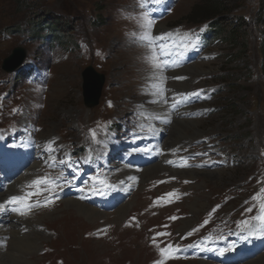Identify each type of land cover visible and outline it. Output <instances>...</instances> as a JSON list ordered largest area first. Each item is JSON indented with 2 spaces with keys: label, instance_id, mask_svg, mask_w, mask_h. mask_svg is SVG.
<instances>
[{
  "label": "rangeland",
  "instance_id": "374dc122",
  "mask_svg": "<svg viewBox=\"0 0 264 264\" xmlns=\"http://www.w3.org/2000/svg\"><path fill=\"white\" fill-rule=\"evenodd\" d=\"M170 1L173 13L153 25V36L171 33V39L176 40L180 30L201 26L197 24L201 16L190 18L200 0ZM140 3L141 0H0V129H21L32 139L31 158L23 166L27 169L22 174L24 179L16 180L17 185L6 190V185L0 188L1 199L22 195L46 167L57 172L62 163L48 166L50 151L53 154L78 149L85 141L101 148L102 139L105 144H111L110 151L114 150L110 141L124 149L128 144L125 142L130 141L129 133L138 126V132L144 134L131 140L129 147H137L140 155L155 145L154 153L159 158L165 156L162 145L174 127L166 126L164 136L159 130L151 129L153 120L136 113L151 105L150 93L158 96L156 102L160 106L161 101H166L168 111L183 120V125L200 122L199 133L177 142L163 166L158 165L147 175L138 177L132 194L117 211L103 212L100 215L103 218L91 221L77 209L80 202L63 197L56 205L31 212L49 223L67 215L60 221L63 236H57L58 228L43 224L39 229L46 239L43 238V244L33 256L25 255L17 244L23 240L14 234L17 227L10 226L5 231L7 237L3 238L6 244L5 253L0 251L2 258H9L16 250L30 264H156L163 259L160 250L167 245H178L183 252L185 246L193 247L206 238L212 228L219 232L223 227L236 239L245 234L237 227L238 222L257 214L259 201L253 197L264 189V0H248L234 14L235 19L242 15L252 21L249 31L243 28L236 32V45L223 39L214 40L208 49L196 45L193 49L196 55L188 60L165 59L168 65L162 73L165 77L162 92L153 87L159 83L156 77L160 71L149 63L152 49L140 39L145 32ZM163 12L162 7L157 8L159 15ZM35 15L37 19H52L51 22L64 17L71 20L62 21L56 28L62 41L55 44V55L49 51V43L27 41ZM244 38L249 45L246 52L241 46L245 45ZM78 39H85L90 54L85 55V49L78 50L75 43ZM162 41H156V51ZM18 46L26 50V62L37 63L50 79L45 81L43 76L34 81L25 77L14 80L5 72V60ZM197 65L202 66V73L193 71ZM89 66L105 76L101 99L92 109L85 106L83 97L82 73ZM197 91L204 93L198 97L187 95ZM205 94L208 96L204 98ZM162 122V118L157 121L159 125ZM113 123L114 131H103ZM89 131L95 132V139ZM114 154L110 165L113 175L109 173V177L120 186V181L122 184L124 178L125 181L130 178L125 167H136L122 165L123 154L115 151ZM13 155L16 161V154ZM6 159V154L1 153L0 166ZM157 163L159 159L144 168ZM217 171L224 173L223 181L205 182L207 174ZM168 193L175 196L169 197ZM249 208L253 209L251 213L247 211ZM197 228L199 231L193 232ZM165 233L170 235H161ZM257 236L264 239V233L258 232ZM225 240L227 245H233L226 235L214 241L216 249L210 253L218 258L216 261L205 257L209 254L205 241L202 260L175 254L176 258L167 259L165 264H223V256L218 253ZM258 253L255 259L259 257L264 262V249ZM7 260L6 264H12ZM242 261L239 263L246 262Z\"/></svg>",
  "mask_w": 264,
  "mask_h": 264
},
{
  "label": "bare ground",
  "instance_id": "6f19581e",
  "mask_svg": "<svg viewBox=\"0 0 264 264\" xmlns=\"http://www.w3.org/2000/svg\"><path fill=\"white\" fill-rule=\"evenodd\" d=\"M193 71L196 72V73H202L203 72L202 66H200V65L194 66ZM178 74H179V72H178ZM144 82H146V81H144ZM174 84H177V82L174 83ZM150 95L152 96V99H150L148 101H151L150 102L151 105L149 107H145L143 112L137 111L136 113L139 114L142 117L143 116H148L147 119H150V121L153 120V125L151 126V129L152 130H159L160 132L163 133L164 136L166 135V132H167V127L166 126H172V127H174V130L171 132V135H170V137H168V140L164 141L165 144L162 145V149L164 151V155L165 156L159 158V164L157 163V164L152 165L151 167L144 168V169L143 168L139 169V168H127V167H125L126 171L128 173H130V175H129L130 178H129L128 181H125V178H124V180L122 181V184H121V181L119 182L120 183L119 187H121L119 193H121V194H125L126 191H124V190L127 189L129 186H133L134 183L138 184V177L139 176L147 175L148 171H150L152 169H155V167L158 166V165L163 166L164 162L166 160V156H168L169 154H173L174 148L178 145L177 142H179L182 139L188 138L189 135H196V134L199 133L197 125L200 122H190L189 124L183 125L182 124L183 120H180V118H177L176 117L177 115L172 116V114L168 111V109H167L168 107L166 106V101H163V102L161 101L162 104L160 106L159 103L156 102V99L158 98V96L152 95L151 93H150ZM129 105L132 106L131 104H129ZM130 106H129V108H130ZM160 118H162L164 120V122H162V125H159L157 123V121L160 120ZM169 120H170V122H167ZM119 146H120L119 144H116V145L114 144L113 145V149H114L113 152L121 150V148ZM223 174L224 173L222 171H217V172L211 173L209 175L207 174V178H205V182L206 181H210V182H214L216 184L218 182L220 183L221 181H223ZM112 175L113 174H111V177H112ZM150 177L152 179H154L153 175L150 176ZM154 177H156V176H154ZM22 179H24V178H22ZM152 179H149V180H152ZM14 185H17V183H14ZM3 186H5V184L3 183V181L0 178V188H2ZM132 192L130 191L129 194H132ZM5 201H7L6 197H4V199H1V197H0V203H4ZM76 205H77V209L79 210V212L82 213L83 215H85L88 220H91V221L96 220V221H98L100 218H103V217H101L103 214L102 213L101 214L97 213L98 214L97 215L96 214L97 210L95 208H93L92 206H88L87 207V206H84L83 204H80V203L76 204ZM122 206L123 205H120L117 209H119ZM117 209H116V211H117ZM106 215H104V216H106ZM65 216H67V215H65ZM65 216L61 217V220ZM108 216H109V214H108ZM110 216H112L111 213H110ZM30 219H32V222L30 221ZM60 221L54 222V223H49L46 220L41 221V220L37 219L36 217H34L32 215V213H29L26 216H20L18 214H12L8 210H0V251L3 254L5 253L4 246H3L4 243H5L4 242L5 240L3 241V238L5 239L7 237V234L5 233V231L8 228H10V226H15V227H17V231L14 234L18 235L20 237V239L23 240L21 242L17 241L18 246L21 247V254H25V255L35 254V252L41 246V243L46 239V235L43 232L40 231L39 227L42 226L43 224L45 226H47V227H52V225H53V227L58 228L56 231H57V233L59 235H57V236L58 237H62L63 235L61 233ZM9 238H10V235H9ZM14 238L15 237H13V239ZM43 238H44V240H43ZM9 243L11 244L10 239L8 241V244ZM15 246H16V244H15ZM1 252H0V264H6L7 263L6 262L7 259H10L12 264H30V263H27V261L24 260L25 258L20 257L18 251H16V250L9 254V258L6 257V256L4 258H2L3 254ZM19 259H20V261H19ZM203 264H205V263H203ZM249 264H264V262H263L262 259H259V257H258L257 259L250 261Z\"/></svg>",
  "mask_w": 264,
  "mask_h": 264
},
{
  "label": "snow or ice",
  "instance_id": "6c2138e0",
  "mask_svg": "<svg viewBox=\"0 0 264 264\" xmlns=\"http://www.w3.org/2000/svg\"><path fill=\"white\" fill-rule=\"evenodd\" d=\"M155 3L157 5H159L160 3H162V0H142V2L140 3V7L143 9L145 8L148 3ZM142 21L143 24L142 26L145 28V32L144 34L140 37V39L142 41H146L147 42V46L152 49V54L149 57V63L151 64V66L154 69H158L160 71V75L156 77V79L159 81L158 84L154 83L153 87L157 89V91L162 92L163 88H162V84L165 80V77H163L162 73L164 70V67L168 65V61L161 60V56L159 54H157L155 47H156V41L157 40H165V39H171L172 38V34L171 33H167L164 36H160V37H154L151 34V30L153 27V19L150 18V15L147 11L144 12L143 16H142ZM185 39L187 40V36L185 37ZM189 43H192L191 41H189ZM193 46L195 47V45L193 44ZM161 52L163 53L166 49V45H159ZM170 54V53H169ZM181 55H183V53H181ZM174 79H185L184 77H175ZM181 96H184L185 94L181 93ZM188 96H199V93H189L187 94ZM111 106V105H109ZM176 105H173V107H175ZM167 122H170L167 121ZM93 139H95V133H92ZM60 163H64V161H61ZM168 163H172L171 161H168ZM186 166V165H181V167ZM54 181H51L48 177H39L35 180H33L29 185H27L28 188L33 189L32 191H28V192H24L22 195H16V196H12L10 197L7 201H5L4 203H0V210H8L11 211L13 213H16L20 216H26L29 213L32 212V210L34 208H38V207H47L49 203H51V200L46 198L45 203L41 204L38 200L33 203L32 202V198L33 197H38L44 194V192H51L52 188L51 185L54 184ZM185 183H187V181H185ZM169 197H173L175 196V193H168L166 194ZM83 198V197H82ZM178 198V197H177ZM160 199H163V197H161ZM254 200L259 201L258 203V208H257V214L252 216L250 219H245V220H241L240 222H238L237 227L241 230V231H247L249 234H255L257 232H261L264 233V189H261V192L256 196L253 197ZM247 211L249 213H251L253 211L252 208L247 209ZM213 212H215V209H213ZM211 215V214H210ZM171 219H176L175 217H171ZM255 222V223H253ZM208 223L207 220L204 221V224L206 225ZM199 231V229H193V232ZM161 235H170L168 233L165 234H161ZM188 235H192V233H188ZM154 243H155V238H154ZM158 247V245H157ZM189 248L192 247V245H188ZM234 245H229L227 248H223L219 250V255L223 256L225 254V252L228 251H232L234 250ZM180 251V248L178 245L174 246V245H167L165 248L160 250V255L163 257L162 260L157 261L156 264H165L167 259H174L176 258V253Z\"/></svg>",
  "mask_w": 264,
  "mask_h": 264
},
{
  "label": "trees",
  "instance_id": "16d2710c",
  "mask_svg": "<svg viewBox=\"0 0 264 264\" xmlns=\"http://www.w3.org/2000/svg\"><path fill=\"white\" fill-rule=\"evenodd\" d=\"M248 0H200V4L195 6L193 14L190 16H201V19L198 20L197 24L202 25L209 23L211 27V35L214 40H225L229 41L232 45H236L238 41V35L236 32L242 31L243 28L249 31L251 26V19L249 17H243L242 15L235 19V13L239 11V8L246 4ZM264 12V7H263ZM36 15L33 17L34 23H30L33 26V35L36 36L41 28L49 27L50 31L54 36H56V40L59 42L62 41V36L58 34V30L56 29L59 24H63L62 21L69 22L71 21L69 18L64 17V19H58L53 22L52 19L44 20L37 19ZM70 25V23H68ZM249 35V34H248ZM73 39V38H72ZM71 39V40H72ZM247 40V36H246ZM244 46L242 49L245 52L248 50L249 45L245 38L243 40ZM74 43V41H73ZM264 47V42L262 43Z\"/></svg>",
  "mask_w": 264,
  "mask_h": 264
},
{
  "label": "water",
  "instance_id": "95a60500",
  "mask_svg": "<svg viewBox=\"0 0 264 264\" xmlns=\"http://www.w3.org/2000/svg\"><path fill=\"white\" fill-rule=\"evenodd\" d=\"M25 52L22 49H16L12 55L5 60V72L12 73L19 69L25 59ZM84 79V97L85 104L93 108L99 103L105 77L94 71L92 67L87 68L83 75Z\"/></svg>",
  "mask_w": 264,
  "mask_h": 264
}]
</instances>
